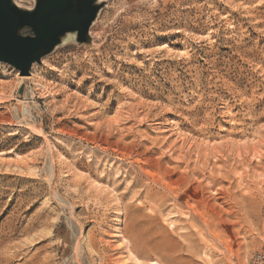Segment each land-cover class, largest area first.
<instances>
[{
	"label": "rangeland",
	"instance_id": "1",
	"mask_svg": "<svg viewBox=\"0 0 264 264\" xmlns=\"http://www.w3.org/2000/svg\"><path fill=\"white\" fill-rule=\"evenodd\" d=\"M94 2L87 42L0 62V264L264 255V0Z\"/></svg>",
	"mask_w": 264,
	"mask_h": 264
},
{
	"label": "water",
	"instance_id": "2",
	"mask_svg": "<svg viewBox=\"0 0 264 264\" xmlns=\"http://www.w3.org/2000/svg\"><path fill=\"white\" fill-rule=\"evenodd\" d=\"M98 9L94 0H35L31 11L12 0H0V62L28 76L32 65L40 63L67 34H75L79 43L87 42ZM24 27L35 37L17 35Z\"/></svg>",
	"mask_w": 264,
	"mask_h": 264
},
{
	"label": "bare ground",
	"instance_id": "3",
	"mask_svg": "<svg viewBox=\"0 0 264 264\" xmlns=\"http://www.w3.org/2000/svg\"><path fill=\"white\" fill-rule=\"evenodd\" d=\"M95 22H93L92 23V25L94 24ZM92 25L90 26V28L92 27ZM90 28H89V31H90ZM90 35V34H89ZM69 42H71V43H76V40H75V36H74V34H67L64 38H62L61 39V42H60V44L57 46V48L58 47H60V46H63V45H65L66 43H69ZM33 66V65H32ZM34 67H33V69H32V71H31V75H30V77H28V78H26V79H33V75H34ZM30 74V73H29ZM29 76V75H28ZM21 79H22V77H20ZM169 147V146H168ZM186 153V152H185ZM172 155V154H171ZM196 155H198V154H196ZM186 157V156H185ZM221 157V156H220ZM246 157V156H245ZM197 158V157H196ZM177 161L178 162H181V159H182V161H183V157H181V156H177ZM207 159V158H206ZM186 161V160H185ZM184 161V162H185ZM196 161H197V159H196ZM205 162V161H204ZM206 163H207V161H206ZM202 164V163H201ZM200 164V165H201ZM208 164V163H207ZM204 166H205V163H204ZM216 166V165H215ZM177 167V166H176ZM194 169V168H193ZM201 169V168H200ZM203 169V168H202ZM175 170V169H174ZM173 170V171H174ZM177 170V169H176ZM205 170V169H204ZM199 171V170H198ZM209 176H207L208 178H210L209 180H211L208 184L209 185H212L213 184V181H215L214 180V178H216V177H218V178H221L222 179V177H224L225 176V173H223L222 172V167L221 166H217V167H212V168H210L209 170ZM175 172V171H174ZM183 172L184 173H182L183 174V177H184V174L185 175H187V174H189V165H185V167H184V169H183ZM170 173H172V172H170ZM180 177H181V175H180ZM189 177V176H188ZM187 177V178H188ZM186 178V179H187ZM203 178H204V176H203ZM227 179V178H226ZM242 195V194H241ZM252 195V194H251ZM236 199V198H235ZM248 201V200H247ZM251 204V203H250ZM252 209H254V208H252ZM231 213V212H230ZM260 213V212H259ZM134 238V237H133ZM132 240H134V239H132ZM132 242V241H131ZM136 243V242H135ZM139 244V243H138ZM134 247H133V245H129L126 249H127V252L128 253H130L131 252V250L133 249ZM131 254V253H130ZM149 264H159V263H157L156 261H151V262H149Z\"/></svg>",
	"mask_w": 264,
	"mask_h": 264
},
{
	"label": "built area",
	"instance_id": "4",
	"mask_svg": "<svg viewBox=\"0 0 264 264\" xmlns=\"http://www.w3.org/2000/svg\"><path fill=\"white\" fill-rule=\"evenodd\" d=\"M248 264H264V255L262 254L253 255L249 260Z\"/></svg>",
	"mask_w": 264,
	"mask_h": 264
},
{
	"label": "flooded vegetation",
	"instance_id": "5",
	"mask_svg": "<svg viewBox=\"0 0 264 264\" xmlns=\"http://www.w3.org/2000/svg\"><path fill=\"white\" fill-rule=\"evenodd\" d=\"M34 7H35V5H34ZM34 7L31 8V9H25V10H27V11H31V10L34 9ZM22 9H24V8H22ZM25 29L28 30L29 34L21 35L20 32H21L22 30H25ZM17 35H19V36H21V37H24V38H34V37H35L34 34H33V32H32V30H31L30 28H28V27H24V28H22L21 30H19L18 33H17Z\"/></svg>",
	"mask_w": 264,
	"mask_h": 264
}]
</instances>
